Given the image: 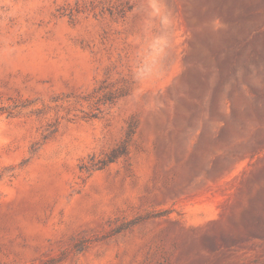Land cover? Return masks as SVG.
I'll list each match as a JSON object with an SVG mask.
<instances>
[{
	"label": "rangeland",
	"instance_id": "1",
	"mask_svg": "<svg viewBox=\"0 0 264 264\" xmlns=\"http://www.w3.org/2000/svg\"><path fill=\"white\" fill-rule=\"evenodd\" d=\"M152 3L0 0V264H264V0Z\"/></svg>",
	"mask_w": 264,
	"mask_h": 264
},
{
	"label": "clouds",
	"instance_id": "2",
	"mask_svg": "<svg viewBox=\"0 0 264 264\" xmlns=\"http://www.w3.org/2000/svg\"><path fill=\"white\" fill-rule=\"evenodd\" d=\"M152 11L159 16V23L163 26H171L172 17L171 13L166 7L162 6V0H153ZM162 45V47H158ZM171 41L167 37H156L154 43L150 47V51L157 56L163 55L170 50ZM163 67L154 62H145L137 66L135 72V78L138 81L149 79V78H160L164 75Z\"/></svg>",
	"mask_w": 264,
	"mask_h": 264
},
{
	"label": "trees",
	"instance_id": "3",
	"mask_svg": "<svg viewBox=\"0 0 264 264\" xmlns=\"http://www.w3.org/2000/svg\"><path fill=\"white\" fill-rule=\"evenodd\" d=\"M129 132H132V130H130ZM119 153H123V152H119ZM119 154H115V155H113V156H111L110 158H108L107 160H106V162H110V161H112L115 157H117ZM105 164V163H104Z\"/></svg>",
	"mask_w": 264,
	"mask_h": 264
}]
</instances>
